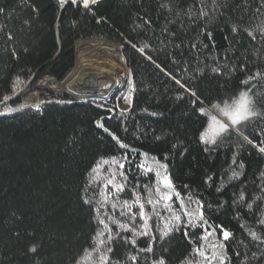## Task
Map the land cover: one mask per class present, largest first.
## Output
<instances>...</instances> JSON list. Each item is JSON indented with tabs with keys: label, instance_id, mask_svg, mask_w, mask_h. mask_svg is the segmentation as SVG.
Returning <instances> with one entry per match:
<instances>
[{
	"label": "trees",
	"instance_id": "trees-1",
	"mask_svg": "<svg viewBox=\"0 0 264 264\" xmlns=\"http://www.w3.org/2000/svg\"><path fill=\"white\" fill-rule=\"evenodd\" d=\"M164 2L166 0H103L93 12H84L71 6L59 10L56 0H0V7L5 10L0 14V26H3L0 31V101L4 96L10 97L0 111L5 107L21 109L0 116V264H73L74 259L83 255L96 228L88 206L80 200L85 174L98 156L121 151L107 133L96 128L94 122L101 117H104L105 127L138 151L163 156L178 140L186 144L189 151L184 157H172L169 153L177 185L189 184L196 188L206 172L219 174L226 166L237 138L226 140L211 154L204 153L194 138L199 125L189 104L192 98L185 94L183 100H177L183 90L165 73L186 81L202 98L235 91L237 77L244 78L239 72L231 79L215 77L207 70L202 77L195 80L191 77L197 76V60L211 64L213 56L223 61L227 55L229 66L251 61L253 68L264 67V42L259 36L257 41H252L243 32L234 37L230 30L233 23L250 29L264 25V9L261 13L255 12L260 0H247V7L245 0H225L227 6L221 9L223 14L208 25L211 40L202 38L208 47H201L197 52L189 43L194 42L198 28L190 27L186 20L183 30L180 20L168 24L174 19V13L159 7ZM190 3L191 0H172V7L180 11L187 9ZM33 5L38 11H33ZM145 20L150 21V25L145 24ZM165 27L176 35L169 36L163 31ZM7 32L14 34L13 41L7 40ZM91 40L119 45L120 57L131 70L137 90L131 96L126 118L119 115L120 94L108 99L85 100L50 95L30 105H39V110L22 107L27 104L22 100L23 95H17L34 78L25 93L47 74L64 83L76 69V43ZM132 44L137 48L144 44L149 47L142 55ZM146 56H151L160 68ZM17 77L21 81L19 85H15ZM254 127L250 125L247 133H252ZM242 157L248 167L246 177L241 180L251 190L253 174L264 168V157L251 148L244 151ZM129 181L132 185L149 182L148 177L132 173H129ZM240 186L237 182L236 188L226 189L221 198L229 204L218 212L208 213L209 222L222 224L235 234V240L229 245L230 255L238 250L242 253L241 259L244 255L249 258L248 264H264L262 260L251 259L253 253L257 257L264 255V245L257 247L243 233L234 219L235 210L230 207V196ZM202 191L215 208L214 189ZM122 198L128 199L129 194H122ZM245 221L258 229L252 217L245 215L240 223ZM241 240L243 244H239ZM33 245L38 248L35 254L27 251ZM164 247L169 249L165 254L169 264H178V259L190 251L180 234ZM125 251L117 247L114 258L123 259ZM156 251L161 254L159 246ZM235 264H240V260Z\"/></svg>",
	"mask_w": 264,
	"mask_h": 264
},
{
	"label": "snow or ice",
	"instance_id": "snow-or-ice-1",
	"mask_svg": "<svg viewBox=\"0 0 264 264\" xmlns=\"http://www.w3.org/2000/svg\"><path fill=\"white\" fill-rule=\"evenodd\" d=\"M99 2L100 0H56L59 10L71 6L77 11L82 9L84 12H93V6ZM226 6L225 0H210V3L209 0H191L189 7L180 11L172 7V0H166L159 5L161 9L174 13V19L169 20L168 24H175L177 20H180V27L183 30L186 20L190 27L198 28L194 42L189 43V47L197 52L201 47H208L203 43L202 38L207 37L211 40L212 32L208 30V25L217 15L223 14L221 9ZM245 7H247V0H245ZM32 9L34 12L38 11L34 5ZM262 9H264V0H260L255 12L261 13ZM4 11V8L0 7V14ZM24 23L28 24V21ZM150 23L145 20V24L150 25ZM2 30L3 26H0V31ZM230 30L234 37L243 32L252 41H257L259 36L260 41L264 42V25L250 29L233 23ZM163 31L169 36L176 35L167 27ZM5 35L8 41L15 39L11 32ZM131 46L142 55H145V49L149 47L148 44L139 48L136 44ZM176 47L179 48L180 45ZM12 56H16L15 50L12 51ZM145 58L160 68L151 56ZM211 59V64L197 60L195 69L197 76L191 79L195 80L204 76L206 70L215 77L228 79L239 72L244 78L237 77L235 91L231 93L225 91L214 98H202L186 81L182 82L171 73L165 74L169 75L183 90V94L177 95V100H183L185 94L192 98L189 104L193 108L197 118L196 123L199 125L194 131V138L204 153L211 154L217 151L226 140L232 139L233 136L237 138L232 155L225 162L226 166L219 174L206 172L196 188L189 184L177 185L170 166L169 153L172 157L176 155L184 157L189 151L186 144L178 140L163 156L138 151L105 127L104 117L96 120L94 122L96 128L107 133L115 142L116 148L121 151L113 155L98 156L87 169L80 200L83 205L88 206L96 228L90 237L88 247L83 250V255L74 259L73 264H169L165 255L169 249L164 247V244L176 238L177 234L182 236L190 248L186 255L178 259V264H235L236 260H240V264H248L249 258L244 255L241 259L240 251L234 250L231 255L229 254V245L235 240V234L222 224H211L208 218V213L218 212L229 204V201L221 197L228 187L236 188L237 182L241 186L230 196V207L235 210L234 219L243 233L255 242L257 247L264 245V168L258 169L253 174L251 190L249 185L241 180L242 177H246L248 167L242 153L251 148L264 157V67L253 68L250 66L253 63L251 61L233 63L229 66L227 55L223 61L215 56ZM126 76L128 94L122 99L129 104V107L119 109V115L125 118L131 108L130 97L137 90L131 70L126 73ZM19 83L21 81L17 77L15 85ZM258 85L261 86L258 87ZM105 87L111 86L105 85ZM13 93L15 94V87ZM9 99V96H4L0 103L6 104ZM22 107L38 109L39 105H23ZM20 110V108L5 107L3 111H0V116ZM144 111L146 112L147 109ZM151 115L157 114L151 113ZM250 125L255 126L254 131L247 133L246 130ZM124 131L126 132L127 128ZM129 173L133 176L138 174L148 177L149 182L143 185L137 182L132 185L129 181ZM207 189H214L215 208L212 200L204 198L202 190ZM124 193L129 194L128 199L122 198ZM257 214L259 218H256ZM245 215L255 220L259 230L257 227L250 226L247 221L240 223ZM16 235L19 236V233ZM243 243V240L239 242V244ZM157 246L160 247L161 254H157ZM117 247L126 249L123 259L114 258ZM27 251L35 254L38 248L33 245ZM251 259L264 261V255L257 257L253 253Z\"/></svg>",
	"mask_w": 264,
	"mask_h": 264
},
{
	"label": "bare ground",
	"instance_id": "bare-ground-1",
	"mask_svg": "<svg viewBox=\"0 0 264 264\" xmlns=\"http://www.w3.org/2000/svg\"><path fill=\"white\" fill-rule=\"evenodd\" d=\"M81 43H83V46L81 53L77 57L76 71L62 84L57 82L54 77L45 75L44 78L39 80L37 85L41 92L47 89L77 97L91 96L107 99L114 90L120 88V79L114 77V70L102 60L104 56H116L123 60L118 49L109 42L104 41H82ZM105 85H110L111 87H105ZM39 95L40 93L37 91L26 95L24 103L27 105L35 103Z\"/></svg>",
	"mask_w": 264,
	"mask_h": 264
},
{
	"label": "rangeland",
	"instance_id": "rangeland-1",
	"mask_svg": "<svg viewBox=\"0 0 264 264\" xmlns=\"http://www.w3.org/2000/svg\"><path fill=\"white\" fill-rule=\"evenodd\" d=\"M91 41H102V40H91ZM82 41L80 42H77V46H76V61H77V57L78 55L81 53L82 51V46H83V43H81ZM85 42H88V41H85ZM115 47V46H114ZM118 52H120L118 50ZM121 53V52H120ZM102 60L106 63V65L108 67H110L111 69L114 70V77L116 78H119L120 81H121V86H120V89L118 91H120V97L118 98L120 101L118 102V106H119V109L121 108H128L129 107V104L125 102L124 99H122V97L126 96L128 94V84H127V77H126V71H125V68L123 67L122 65V62L123 60H120L119 58H117L116 56H104L102 58ZM76 61H75V66H76ZM116 64H115V63ZM77 69V66L75 67ZM75 69V71H76ZM49 75V74H47ZM72 75V74H71ZM50 76V75H49ZM44 78V76L42 77ZM41 78V79H42ZM38 82L35 84L34 88L30 91V92H27L25 95H23V97L25 98L26 95L28 94H32L33 92H38L40 93L38 99L35 100V103L36 102H39L42 98H47L49 97L50 95H57V96H68L72 99H77V100H85V99H93V98H98V97H77V96H73V95H70V94H62L61 92H57V91H50V90H44V91H40L39 90V87L37 86L38 85ZM117 90V89H116ZM116 90H114L108 97V98H111L113 94L116 95ZM99 99H102V98H99ZM23 100V99H22ZM130 100H131V97H130ZM24 102V101H23ZM34 103V102H33ZM31 103V104H33ZM31 104H28V105H31Z\"/></svg>",
	"mask_w": 264,
	"mask_h": 264
},
{
	"label": "water",
	"instance_id": "water-1",
	"mask_svg": "<svg viewBox=\"0 0 264 264\" xmlns=\"http://www.w3.org/2000/svg\"><path fill=\"white\" fill-rule=\"evenodd\" d=\"M57 40H58V43H60V39H59V35H57ZM59 53L60 52H58V54L56 55V57L59 55ZM34 81H35V78L32 80V82L24 89V90H22L18 95H17V97H19V96H21V95H25L26 93H25V90L29 87V86H31V85H33V83H34ZM8 102V101H7ZM6 102V103H7ZM3 105H5V103L4 104H2V105H0V110H1V107L3 106ZM13 109H16V108H13ZM40 108H36V110H39ZM12 113V112H11ZM10 114V113H9ZM9 114H7V115H9ZM5 116V115H4Z\"/></svg>",
	"mask_w": 264,
	"mask_h": 264
},
{
	"label": "built area",
	"instance_id": "built-area-1",
	"mask_svg": "<svg viewBox=\"0 0 264 264\" xmlns=\"http://www.w3.org/2000/svg\"><path fill=\"white\" fill-rule=\"evenodd\" d=\"M101 1H103V0H100V2H101ZM100 2H99V3H100ZM99 3H98V4H99ZM98 4H97V5H98ZM97 5L93 6V8L96 7ZM102 41H104V40H102ZM104 42H108V41H104ZM109 43L112 44L113 46H115L116 49H118V50L120 51V46H119V45L113 44V43H111V42H109ZM76 46H77V43H76ZM120 52H121V51H120ZM121 54H122V52H121ZM123 66H124L125 71H126V73H127L130 69L127 67V65L125 64V62H123ZM126 77H127V76H126ZM22 99H23V101H24V97H23Z\"/></svg>",
	"mask_w": 264,
	"mask_h": 264
},
{
	"label": "flooded vegetation",
	"instance_id": "flooded-vegetation-1",
	"mask_svg": "<svg viewBox=\"0 0 264 264\" xmlns=\"http://www.w3.org/2000/svg\"><path fill=\"white\" fill-rule=\"evenodd\" d=\"M121 86V85H120ZM120 89V88H119ZM119 89H117L116 90V94H122V93H120V91H118ZM115 94H113L112 96H114ZM117 101L119 102L120 100L119 99H117ZM118 108H119V106H118Z\"/></svg>",
	"mask_w": 264,
	"mask_h": 264
}]
</instances>
